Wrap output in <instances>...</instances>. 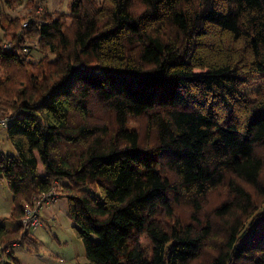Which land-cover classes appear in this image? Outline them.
<instances>
[{
    "label": "trees",
    "instance_id": "obj_1",
    "mask_svg": "<svg viewBox=\"0 0 264 264\" xmlns=\"http://www.w3.org/2000/svg\"><path fill=\"white\" fill-rule=\"evenodd\" d=\"M41 2L0 0V247L55 187L86 264H264V0Z\"/></svg>",
    "mask_w": 264,
    "mask_h": 264
},
{
    "label": "rangeland",
    "instance_id": "obj_2",
    "mask_svg": "<svg viewBox=\"0 0 264 264\" xmlns=\"http://www.w3.org/2000/svg\"><path fill=\"white\" fill-rule=\"evenodd\" d=\"M42 8H45L52 15L56 13H68L71 0H41ZM25 8L20 7L15 10L7 9L5 3L0 4V20L6 19L11 21L15 17L23 16ZM4 28L0 22V43L7 42L8 37L4 34ZM29 46L32 45L27 43ZM29 56L36 60L41 57L35 50L33 44ZM247 91H251V96L255 94L254 84H250ZM250 92V93H251ZM7 126L0 127V152L5 155H15V150L7 138ZM39 171L42 166L39 165ZM39 172V173H41ZM57 200L49 206V215L40 212L41 227L31 231V238L37 242V247L33 246L31 241H25L23 244H16L11 247V253H15L17 261L20 264H86L85 249L82 241L77 237L73 223L68 216V204L65 197H61L59 189L55 188ZM38 198V197H37ZM13 207L12 194L8 189L5 179L0 175V225L7 230L12 231L16 224L7 218ZM42 211V210H41ZM44 218V219H43ZM7 255H3L6 258ZM1 257L3 260L4 258ZM6 260H8L6 258Z\"/></svg>",
    "mask_w": 264,
    "mask_h": 264
},
{
    "label": "built area",
    "instance_id": "obj_3",
    "mask_svg": "<svg viewBox=\"0 0 264 264\" xmlns=\"http://www.w3.org/2000/svg\"><path fill=\"white\" fill-rule=\"evenodd\" d=\"M27 22L23 24L26 26ZM26 52H29L28 49H25ZM8 119L0 118V127L7 126ZM57 199V193L54 188L50 191L43 193L38 198L35 197L33 204H24V214L20 221V225L24 231H35L41 226L39 211L43 206H50ZM16 244H13L7 248L0 247V264H12L11 261L6 260L3 255H7L11 252V247H15ZM1 257L4 259L2 260Z\"/></svg>",
    "mask_w": 264,
    "mask_h": 264
},
{
    "label": "crops",
    "instance_id": "obj_4",
    "mask_svg": "<svg viewBox=\"0 0 264 264\" xmlns=\"http://www.w3.org/2000/svg\"><path fill=\"white\" fill-rule=\"evenodd\" d=\"M39 172H41V171H39ZM40 175H42L43 174V171L41 172V173H39ZM42 212H44L43 214L44 215H49V208H44V209H42V211H41V213ZM44 219V218H43ZM41 220H42V218H41ZM13 256H14V259H16L17 260V257H16V255H15V253H13Z\"/></svg>",
    "mask_w": 264,
    "mask_h": 264
}]
</instances>
